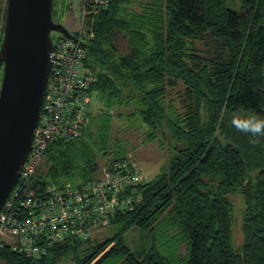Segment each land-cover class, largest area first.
<instances>
[{
    "label": "trees",
    "instance_id": "16d2710c",
    "mask_svg": "<svg viewBox=\"0 0 264 264\" xmlns=\"http://www.w3.org/2000/svg\"><path fill=\"white\" fill-rule=\"evenodd\" d=\"M243 8L231 10L227 0H109L97 11L85 42L97 108L79 138L48 145L36 181L78 186L100 178V158L127 157L112 138L115 119L138 121L147 139L169 138L174 155L156 177L125 190L133 208L110 218L112 237L89 247L90 239L68 238L36 261L4 245L2 264H264V168L250 172L260 164L247 162L264 137L250 143L231 124L233 113L264 117V0H244ZM4 15L0 6V38ZM230 193L242 201L238 249ZM134 231L144 245L125 241Z\"/></svg>",
    "mask_w": 264,
    "mask_h": 264
},
{
    "label": "built area",
    "instance_id": "2783aa9c",
    "mask_svg": "<svg viewBox=\"0 0 264 264\" xmlns=\"http://www.w3.org/2000/svg\"><path fill=\"white\" fill-rule=\"evenodd\" d=\"M79 2L80 32L73 34L74 38L50 32V68L31 148L0 208V246L35 261L54 243L68 238L90 239V233L108 225L112 216L131 210L134 199L125 190L145 181L130 156L110 160L103 165L100 178L78 186L36 181L48 145L79 138L88 121V89L95 77L85 66V42L94 35L95 14L109 0Z\"/></svg>",
    "mask_w": 264,
    "mask_h": 264
},
{
    "label": "water",
    "instance_id": "95a60500",
    "mask_svg": "<svg viewBox=\"0 0 264 264\" xmlns=\"http://www.w3.org/2000/svg\"><path fill=\"white\" fill-rule=\"evenodd\" d=\"M53 0H6L0 41V208L33 140L48 79L50 32L75 36L52 19Z\"/></svg>",
    "mask_w": 264,
    "mask_h": 264
},
{
    "label": "rangeland",
    "instance_id": "374dc122",
    "mask_svg": "<svg viewBox=\"0 0 264 264\" xmlns=\"http://www.w3.org/2000/svg\"><path fill=\"white\" fill-rule=\"evenodd\" d=\"M5 0H0V6H4ZM243 2L244 0H227V6L231 10L240 12L243 11ZM55 12L58 15L61 11L58 3L55 5ZM61 23L65 25L72 34H78L81 30L80 27V2L79 0H65L64 6L62 7L61 12ZM264 26V21L262 23ZM83 36H86L85 30L82 29ZM125 42L123 40L119 41L120 48L123 52L126 51ZM196 47L199 51H205V43L196 42ZM182 87L178 86L172 91L174 97V91L180 90ZM89 116L90 112L95 111L97 108V101L95 97L91 96V101L89 103ZM112 138L118 140L123 150L127 151V155L130 156L138 165L140 171L145 177V181H149L152 178L160 174L170 163L171 158L174 155L173 145L170 143L169 138L165 137H156L153 139H147L144 134L143 125L138 121L129 122L126 119L123 120H114ZM126 155V156H127ZM114 156H106L100 158V165L113 160ZM250 164H260L259 166H250V172L256 168H264V144L261 146V152L252 153L251 160H247ZM43 166V160L40 163L39 169ZM101 169L98 170V175L101 177ZM231 203L233 205L232 215H233V224H232V244L234 249H238L242 242L243 236L241 233V209L242 201L241 198L236 193H230L228 195ZM117 232V226L114 224H108L104 227L94 229L90 233V240L85 242L84 246L89 247L93 246L99 242L104 241L107 238L112 237ZM125 241L130 246L139 247L145 244V239L142 237L140 232H128L125 235ZM180 253H185V246L182 244L180 246ZM0 264H2L0 262ZM110 264H120V260L113 261Z\"/></svg>",
    "mask_w": 264,
    "mask_h": 264
},
{
    "label": "clouds",
    "instance_id": "9594fccd",
    "mask_svg": "<svg viewBox=\"0 0 264 264\" xmlns=\"http://www.w3.org/2000/svg\"><path fill=\"white\" fill-rule=\"evenodd\" d=\"M232 126L239 132L253 137L250 143L256 144L257 137H264V117L255 113H233L231 116Z\"/></svg>",
    "mask_w": 264,
    "mask_h": 264
},
{
    "label": "flooded vegetation",
    "instance_id": "af4514ba",
    "mask_svg": "<svg viewBox=\"0 0 264 264\" xmlns=\"http://www.w3.org/2000/svg\"><path fill=\"white\" fill-rule=\"evenodd\" d=\"M58 3V5L60 6V3H61V0H53V8H52V19L55 21V22H59L61 23V17L59 15L56 14L55 12V5ZM57 10V9H56ZM60 13V12H59ZM54 15V16H53ZM2 33H3V28H2ZM2 37V36H1ZM0 41H1V38H0ZM1 75L0 74V79H1Z\"/></svg>",
    "mask_w": 264,
    "mask_h": 264
}]
</instances>
